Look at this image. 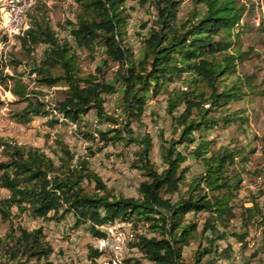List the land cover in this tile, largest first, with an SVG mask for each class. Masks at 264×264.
Listing matches in <instances>:
<instances>
[{"label":"trees","instance_id":"1","mask_svg":"<svg viewBox=\"0 0 264 264\" xmlns=\"http://www.w3.org/2000/svg\"><path fill=\"white\" fill-rule=\"evenodd\" d=\"M127 1L74 0L79 11L61 25L70 29L72 41L61 38L45 19L30 21V28L16 35L28 52L44 45L32 70L42 85L63 84L64 96L52 103L18 83L14 93L27 105L13 118L21 124L47 118L44 124L51 131L76 123L75 134L98 146H89L91 154L109 144L136 145L130 166L146 177L141 196L115 194L91 168L89 157L78 156L61 135L55 136L53 155L41 146L0 136V216L10 221L6 234L0 235V264L41 261L53 252L42 227L15 225L13 218L23 213L57 221L71 213L76 226L89 222L88 230L97 237H105L101 225L124 222L131 233L128 246L139 255L127 259L134 264H185L184 249L193 242L197 249L192 264H218L234 254L231 243L220 249L218 242L234 237L248 247V227L264 217L255 197L251 206L237 202L242 187L237 165L244 166L255 149L218 145L210 138L216 126L242 127L248 120L245 109L228 107L256 87L252 75L238 70L252 51H243L236 41L244 32L247 7L238 0H191L192 11L181 20L184 0H154L151 18L141 25L137 54L126 42L132 8ZM79 51L101 52L94 72L82 74ZM5 65L0 56V85L13 78L4 72ZM177 81L181 85H174ZM162 92L172 133L161 144L159 170L152 159L153 136L138 135L135 127L145 125L148 100ZM115 94V110L108 111L107 97ZM92 113L107 127L91 130ZM189 161L197 166L192 173ZM86 182L93 184L91 190ZM260 222L252 257L264 255ZM89 254L95 259L103 251L91 247Z\"/></svg>","mask_w":264,"mask_h":264},{"label":"rangeland","instance_id":"2","mask_svg":"<svg viewBox=\"0 0 264 264\" xmlns=\"http://www.w3.org/2000/svg\"><path fill=\"white\" fill-rule=\"evenodd\" d=\"M133 1L135 3L131 5L130 12L131 14H135L137 22L134 29L130 31L126 42L138 54L139 33H142L141 31L143 30L141 25L144 21L151 18V13L154 10V0H149L145 4L140 1ZM238 1L247 7V13L243 20L245 26L243 28L244 32L240 34V37L236 41L243 51L252 49L251 55L239 64L238 70L239 73L252 75L256 87L253 91L246 90L248 94L242 100L232 102L228 105L232 111L245 109L248 119L247 123L242 127L235 124L228 125L226 128L216 126L211 131L210 138L216 139L218 145H235L239 148L247 145L248 149H255V152L249 155L248 161L243 163L244 166L242 164L237 165L242 177V187L239 191L237 202L240 203L239 205L251 206L253 198L255 197L259 205L264 207V193H262L264 190V26L257 27L255 25L257 13H264V0ZM192 7L191 0H184V9L179 13L181 20L185 19L191 13ZM78 11L79 8L74 0H36L35 7L28 13V18L29 21H42L45 19L56 30H61V25L65 20L75 17ZM0 42V56L6 63L4 72L8 75H13V78L9 79L5 84L0 85V136L21 143L41 146L53 155L52 149L56 147L54 142L55 136L56 134L61 135L78 156L84 155L89 157L91 168L105 179L115 194H122L127 197L141 196L140 185L146 177L140 170L133 169L130 166L134 159V153L137 150L136 145L124 147L121 144H109L104 146L102 150L91 154L89 146L92 143L77 137L75 131L71 129L70 124L57 125L51 131L49 129L50 127L44 124L45 120L36 119L29 124H21L13 118L15 112L22 110L27 105V102L21 100L14 93V88L18 83L26 86L28 90L39 91L44 99H46V95H50V86L40 84L37 81V73L35 78L31 76L34 73L32 68L37 63V59L41 58L43 54L44 45L39 44L33 46L32 51L28 52L20 38L16 37V35L9 37L5 34H0ZM100 58V51L81 53L79 63L82 74L94 72L97 61ZM174 85H181V82L177 81ZM36 86H39L40 89L35 88ZM56 86L55 95L52 97L49 96L46 99L52 103L61 100L64 96L63 84L59 83ZM116 101L117 94L107 97L106 108L108 111L115 110ZM165 101V92H162L154 99L150 98L147 103L146 115L144 116L145 125L135 127L138 135L149 132L153 136L154 150L152 152V159L156 162L159 170L163 168L161 144L172 133L171 121L165 111ZM91 117L93 119L96 118L93 113L90 115ZM20 125L23 129H21ZM90 126L91 130L95 131L93 123L90 122ZM101 127H107V125L101 124ZM246 130L251 133L250 137L246 133ZM48 133H51V135L48 136ZM253 136L257 138H252ZM250 140L252 142L249 144ZM92 147L94 150L98 148L95 145H92ZM0 158H2L1 154ZM186 165L191 166L189 173H192L197 168L196 165H192V161L186 162ZM86 186L88 190L93 188V184L91 183L86 182ZM3 194L4 192L0 191V198ZM236 211L239 213L241 210L237 207ZM13 213H17L15 207L13 208ZM204 217L205 214H202L200 218L201 223ZM13 221L15 225L21 224L23 227L29 229L42 227L46 240L53 247V252L48 259L41 261L34 259L24 264H94V262L97 264H108L113 257V253L107 250L95 259L90 258V248L98 249V237L94 236L88 230L89 222L76 226L75 218L71 213L67 214L60 221L42 217L36 218L28 213H23L14 217ZM260 221H264V217L259 216L258 220H255V223L248 227V247H244L243 243L234 237L218 242L220 249L226 248L229 243L234 248L232 257L228 260L223 259L218 264H236L239 259L243 261L251 259L252 264H264V255L252 257L257 246V239L260 235ZM234 223L236 228L241 230V220L236 219ZM9 227L10 221L4 220L0 216V235L4 236ZM128 227L124 223V228H127L130 232ZM196 249L197 242H193L184 249L185 264L193 263ZM138 256V252L130 249L128 246L122 261L125 264H134L127 259ZM204 259H207V257Z\"/></svg>","mask_w":264,"mask_h":264},{"label":"built area","instance_id":"3","mask_svg":"<svg viewBox=\"0 0 264 264\" xmlns=\"http://www.w3.org/2000/svg\"><path fill=\"white\" fill-rule=\"evenodd\" d=\"M134 3L135 2L133 0H128L126 2L128 6H131ZM35 5L36 0H4L0 6V34H5L9 37H13L17 34L24 33L27 29H29L31 24L28 18V13L35 7ZM182 9H184V4L181 6V10ZM136 22V16L133 13L128 20V27L130 31L134 29ZM255 25L257 27L264 26V13H257V16L255 17ZM59 36L61 38H66L69 41L73 40L69 28L59 30ZM79 53H83V51H79ZM31 76L35 78L36 72L32 73ZM35 88L40 89L39 86H36ZM56 89V85L50 86V95H46L45 98L47 99L49 98V96H54ZM44 120H47V118H45ZM90 122L93 123L95 129L101 128V124L99 123L97 118L93 119L91 117ZM69 124L71 129L76 131L77 124L71 122H69ZM20 127L21 129H23L21 125ZM95 134L97 135L96 132ZM76 136L79 137L77 134ZM67 138L69 139L68 136ZM100 229L105 232V237H98L97 248L100 251H103V253L107 250H110L113 253V257L108 264H125L122 260L125 257L126 251L128 249L127 245L128 241L130 240L131 233L127 228H124V222L117 221L112 224L101 225Z\"/></svg>","mask_w":264,"mask_h":264}]
</instances>
